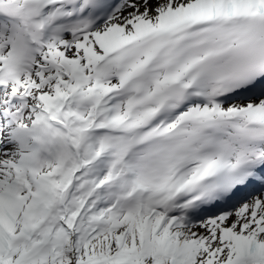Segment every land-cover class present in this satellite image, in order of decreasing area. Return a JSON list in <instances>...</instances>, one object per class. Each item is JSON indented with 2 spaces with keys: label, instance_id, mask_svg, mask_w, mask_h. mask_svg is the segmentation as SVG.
<instances>
[{
  "label": "snow or ice",
  "instance_id": "obj_1",
  "mask_svg": "<svg viewBox=\"0 0 264 264\" xmlns=\"http://www.w3.org/2000/svg\"><path fill=\"white\" fill-rule=\"evenodd\" d=\"M0 264H264V0H0Z\"/></svg>",
  "mask_w": 264,
  "mask_h": 264
}]
</instances>
